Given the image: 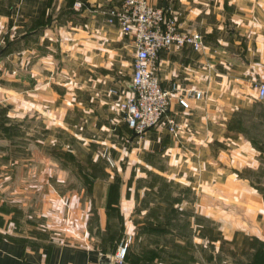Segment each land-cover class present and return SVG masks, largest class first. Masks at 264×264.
Masks as SVG:
<instances>
[{"label":"crops","instance_id":"obj_1","mask_svg":"<svg viewBox=\"0 0 264 264\" xmlns=\"http://www.w3.org/2000/svg\"><path fill=\"white\" fill-rule=\"evenodd\" d=\"M71 1L0 0V119L32 136L12 145L0 133V264H98L109 248L100 239L106 218L119 230L115 208L122 239L135 238L140 194L99 169L102 150L114 165L125 158L124 172L155 167L204 190L191 240H175L190 246L188 264H253L264 251V98L254 88L264 81V0H147L202 37L196 51L159 50L160 86L201 96L183 108L170 95L174 134L162 118L135 136L117 108L131 94L134 48L104 13L122 0ZM152 155L157 163L142 161ZM65 165L82 178L64 176Z\"/></svg>","mask_w":264,"mask_h":264},{"label":"built area","instance_id":"obj_2","mask_svg":"<svg viewBox=\"0 0 264 264\" xmlns=\"http://www.w3.org/2000/svg\"><path fill=\"white\" fill-rule=\"evenodd\" d=\"M76 7L80 3H74ZM105 20L114 25L120 33L130 38L134 48L131 60V94L118 102V111L126 127L137 135L155 126L165 119L167 131L174 134L177 125L166 115L169 97L176 93L177 103L186 108L188 98H200L201 92L192 89L162 88L159 84L154 61L159 50L169 46L188 45L193 50L202 47V37L198 32L181 30L177 20L165 12L162 7H155L147 0H122L116 6L105 10ZM256 99L264 98V81L254 84ZM180 91V92H179ZM100 156L110 166L113 160L108 151L102 150ZM130 242L127 235L111 254V264H122L124 251Z\"/></svg>","mask_w":264,"mask_h":264},{"label":"rangeland","instance_id":"obj_3","mask_svg":"<svg viewBox=\"0 0 264 264\" xmlns=\"http://www.w3.org/2000/svg\"><path fill=\"white\" fill-rule=\"evenodd\" d=\"M31 137L32 136L24 135L19 137V135H15L7 139L12 145H19L22 143H29L28 140L31 139ZM54 154L56 160H69L65 154L58 153L57 151H55ZM98 157V166L101 167L98 168L100 170L102 168H108V175L113 179H120L122 183L123 179H125L124 186L126 188L130 186V182H134L133 192L135 194H140L137 206L133 212V214L138 216L132 217V220L134 222L136 221L137 227L141 228L146 222H150L154 226L162 228L160 232L139 231L138 234L135 235V238L131 239L127 249L129 254L137 261V264H177L176 259L180 264H188L187 259L191 251L190 246L183 245V247L177 248L175 240H182L183 243L187 240H191L190 235L192 236L193 234L188 227L191 220L190 215L192 214V210L196 207L195 204H200L205 207L206 203L204 204L200 199L204 190H193L191 185L186 182H177L168 175L164 176L161 174L160 170L155 167L146 168L139 164L138 169L135 170L130 168L128 171L124 172L123 166L126 162L125 158H123V160H125L124 162L118 161L117 164H113V166L110 167L101 156ZM142 161L157 163L158 157L153 155L144 156ZM62 166L63 162L59 164L60 168H63ZM115 166H119V171L115 170V168H117ZM64 169L65 174L63 175L71 180H74L75 177L82 178L83 176V173H76L80 172L79 170L75 172L74 169L71 170L67 168L66 165ZM103 170L105 171V169ZM56 173L57 172H53L52 176H56ZM68 186L69 188L77 187L75 185ZM61 188L60 186V189ZM195 198H197V200H195ZM20 219L24 223L27 217L25 219L24 217ZM28 219L31 220L32 218ZM35 219L38 220L40 218L36 217ZM203 235H207V232ZM200 238H202V236H200ZM149 254L151 255L149 256ZM251 262L253 264H264L263 249H257L253 253Z\"/></svg>","mask_w":264,"mask_h":264},{"label":"trees","instance_id":"obj_4","mask_svg":"<svg viewBox=\"0 0 264 264\" xmlns=\"http://www.w3.org/2000/svg\"><path fill=\"white\" fill-rule=\"evenodd\" d=\"M73 0L70 2L72 4ZM82 6V5H81ZM47 25V24H46ZM12 42V41H11ZM10 41H7V47L11 44ZM1 52L3 53L5 51V49ZM4 119L3 117L0 119V133L2 132L4 134V136L6 138H12L13 136H15L16 134V131L18 130V128L16 127V125L14 123H11L9 125H6L4 123ZM117 179V178H115ZM118 186L116 181H113L112 184H110L108 186V192H112V193H118ZM109 194V193H108ZM108 201H106V207L108 206ZM115 212H116V216L115 218L118 220V222L120 223L119 224V230H117V227L115 225H111L109 223V221L107 222V219L108 217L106 218V223H105V226H104V229L102 231V233L100 234V239L102 240V242H105L107 245H109V248L107 250H103L106 254H112L114 253V251L116 250L117 248V244H119V242L122 239V233H121V228H122V223H121V215L118 216V210L117 208H115ZM109 220V219H108ZM141 231H148V232H151V231H162V228L161 227H158V226H154L152 223L150 222H146L141 228H140ZM121 239V240H120ZM118 242V243H117ZM117 243V244H116ZM128 245L129 243L127 244L126 248H125V251H124V257H123V262L122 264L125 263V261H129L130 263L132 264H137V261L131 256V254H129L128 252ZM151 254H149L150 256Z\"/></svg>","mask_w":264,"mask_h":264},{"label":"water","instance_id":"obj_5","mask_svg":"<svg viewBox=\"0 0 264 264\" xmlns=\"http://www.w3.org/2000/svg\"><path fill=\"white\" fill-rule=\"evenodd\" d=\"M137 135L136 133H132V136ZM111 254H101L98 258V264H111Z\"/></svg>","mask_w":264,"mask_h":264}]
</instances>
